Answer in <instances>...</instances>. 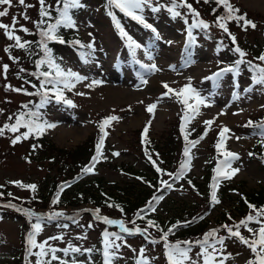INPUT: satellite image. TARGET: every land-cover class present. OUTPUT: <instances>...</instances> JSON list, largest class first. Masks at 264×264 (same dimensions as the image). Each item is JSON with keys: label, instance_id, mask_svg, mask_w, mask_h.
<instances>
[{"label": "rangeland", "instance_id": "1", "mask_svg": "<svg viewBox=\"0 0 264 264\" xmlns=\"http://www.w3.org/2000/svg\"><path fill=\"white\" fill-rule=\"evenodd\" d=\"M101 1L88 0L86 7L80 9L75 18L78 29L85 36V39L88 42L94 39L96 47L94 62L85 64L79 54H76L72 48L65 45L57 47L67 67L87 76L89 79L78 83L66 95V98L71 99L77 107L69 108L63 104H59L58 108L50 104L46 106V109L51 113L50 123H55L56 127L46 130L44 134L49 141L53 142L58 148L66 149L67 152L85 143L92 136L96 138L100 134L98 123L103 119L100 113H104L105 116L115 115L120 119L111 122V126L107 127L108 135L102 148L103 155L96 163L93 172L83 174L86 176L82 180L73 183L71 187H65L60 195H63L70 188L71 190L88 188L89 185L91 186L93 179L99 176L131 190V194H126L130 197L138 193L143 187L142 182L134 178L131 171L128 169L126 171L122 167L125 164L132 165L134 170H139L147 166L140 154L142 151L140 152L141 149L137 142V131L147 126L151 120L150 135L158 142H164L168 131L175 126V116L180 111L183 113V105L178 103L175 96L160 99L162 94L167 91L163 84L167 83L172 89L179 90L189 83L188 78L191 77L192 87L196 88L202 96L209 97L210 101L213 102L211 107L201 106L200 115H197L192 121L201 124L205 120L218 118L211 126L212 129L208 131L207 136L191 150V167L187 173L195 178V182L189 184V180L183 177L180 180L171 182L173 184L172 189H167V193L163 195L164 198L154 204L155 211L151 216L152 220L155 218L159 225L162 222L166 223V226L160 228L165 231L172 225L178 224L173 229V234L168 237L169 242L172 243L202 239L204 234L213 228H220L219 235H226L225 230L221 228V225L225 224L222 223L223 214L231 211L237 216L234 222L244 219L251 212V209L248 208V213L240 216L237 210L239 195L243 192L264 187V170L250 158L247 150L258 140L260 141L261 137L253 135L255 130L253 127L244 126L247 119L253 115H258L264 109L262 107L264 106V86L256 85L250 93L243 91L252 83L251 73L245 65H241V73L235 78L232 73H227L218 82L204 79L211 76L215 69L217 72L219 67L229 66L227 64L232 65L235 60L239 59V56L231 50L232 48L229 47L222 36V29L213 25L208 31L212 39L197 34L198 29H193V34L197 35L195 36L196 42L186 51L188 25L184 23V17L188 19V24L193 21L192 15L188 13L186 8L178 9L183 16L175 19L172 18L166 8H161L157 13L151 12L149 8L145 9L143 15L147 22L156 29L159 39L151 29L143 27L131 18L124 15L118 18L125 31L142 46L136 52V59L145 64L155 63L157 68L160 69L151 73L144 72L139 65L133 63L132 57L112 20L106 19L103 13L98 11L97 5ZM234 1L252 12V16H255L260 23L257 30L237 31V35L246 37L253 45H257V48L262 49L264 47V34L261 25L264 21V0ZM26 4H31L33 7L24 8L16 0H13L12 6L8 9V15L0 18V22L11 24L12 18L15 16L19 21L16 25V35L21 36L22 40L29 41L34 37H39L36 34L37 30L33 21L39 20L40 6L38 0H26ZM153 4L168 5L169 0H153ZM3 7L6 6H0V9ZM25 12L30 19H23L22 13ZM200 18L212 24L208 20L210 15L200 13ZM20 25L27 27L29 33L19 31ZM89 33L92 35L89 36ZM218 40L223 41V44L227 46L226 49L218 48ZM10 45L12 47L6 52L5 48ZM145 49L151 52L153 60L146 58ZM24 52V49L14 47V41L8 40L4 30L0 29V109L3 110L0 112V126L14 122V115L20 111H25L22 105L29 104L30 99L32 100L31 95L11 91L6 89L5 85H11L14 88L23 87L28 92L37 91L36 88L31 86L32 84H36L37 88L39 87V80L36 76L30 75V73L37 71L35 64L30 60V56L25 55ZM35 52H37V48ZM10 55L19 59L14 62L9 58ZM188 56L194 61L193 63H185ZM256 57L258 56L251 57L247 54L244 59L258 63ZM4 64L9 65L6 79L2 69ZM173 66H175V70H173ZM21 68L25 71L21 72ZM137 72H144L145 79L148 81L146 85L140 84V80L136 75ZM92 79L102 80L103 83L88 88L86 85ZM234 82H238L239 89L234 87ZM234 91L241 93V99L233 101L232 93ZM78 92L85 95H76ZM34 99L38 98L34 97ZM158 100L159 103L154 110V115H152L147 111V106ZM222 110L226 114L218 115ZM9 116H13V121L8 120ZM221 125L231 129L228 135L233 138L228 139L226 142L231 144L232 152L240 155V160L233 163V167H239L240 171L232 179L220 180H224L221 182L224 184L231 181V186L238 190H232L230 194L232 199L218 198L220 203L212 206L210 204V187H208L207 180H204V178L211 159L212 151L209 144L214 135H218ZM24 131H26L24 128H21L18 133L6 131L4 136H0V184L5 185L2 192L4 195L0 197V204L11 201L18 206L31 208L37 213L64 212V218L44 224L43 231L36 238L38 242L47 240L52 236H63L62 240H48V243L58 249L67 247L69 243L83 248L95 246L99 249L102 247V233L107 228L108 231L118 232L123 237V241H117L122 243V247L120 249L121 258L115 264H136L139 258L138 250L142 247L146 249L145 256L148 257L149 264H168L164 254V242L160 240L162 235L160 230L149 228L146 234L123 233L120 232L118 226L105 225L102 221L95 220L92 210L99 208L102 216L111 219H122L126 227L129 228L135 226L147 227V222H141L136 214L122 213L115 206L102 208L87 202H79V204L73 206H63L60 204L61 202L53 205L52 200L59 186L66 182V171L62 165L71 164L72 159L66 157V160L62 161L61 158H58V162H52L50 158H43L40 150L43 145L39 143V137L36 136H29L26 140L21 139L20 142L13 145L11 140L14 136L20 135ZM234 137H240V139L237 140ZM34 145L38 147L34 148ZM115 152L120 154L118 156L113 155ZM9 181L35 184L37 190L33 193L31 190L18 187L9 183ZM55 182L59 184L57 189ZM48 184L49 186H47ZM48 189L50 191L56 189V192L52 195L49 193L50 196L45 197L47 198L45 201L41 195L42 191L46 195ZM8 193L12 195L9 196ZM128 196L126 197L128 198ZM33 197L35 198L33 199ZM143 209L144 212L147 210L145 204ZM0 210H4L3 216H0V264H12L13 258L20 253L24 258L23 264H27L25 259L27 255L26 235L30 231L29 221L22 213L12 208L0 207ZM189 213H193L192 216L194 217L187 216ZM67 217H73L78 222L74 223L73 220L67 219ZM174 218L180 219L172 223ZM193 218H196L195 223ZM132 220L136 221L135 226L131 223ZM187 221L193 222L188 224ZM204 222L208 224L205 231L191 236L180 235L185 226ZM234 222H227V224L231 225ZM89 223L93 225L91 228L88 227ZM58 224H67L68 227L61 228L57 226ZM259 226L255 222L249 224V227L253 229H258ZM240 231L245 237L251 235L243 227ZM85 236L86 238H82ZM152 239L160 242L153 244L150 242ZM225 244V255L231 253V257L225 261V264H246V261L252 258L250 249L240 243L238 239L226 240ZM133 249L137 251L134 252ZM34 251L36 250L34 249ZM198 251L199 248L194 247L190 255L195 258ZM56 255L67 260L69 264H71L73 258L82 262L88 260L87 255L70 253L68 256H64L62 252H57ZM49 258L46 257L45 259ZM28 259L32 260L34 264L36 257L32 256ZM92 260L94 264H102L101 254L94 252ZM52 264H59V262L52 261Z\"/></svg>", "mask_w": 264, "mask_h": 264}, {"label": "snow or ice", "instance_id": "2", "mask_svg": "<svg viewBox=\"0 0 264 264\" xmlns=\"http://www.w3.org/2000/svg\"><path fill=\"white\" fill-rule=\"evenodd\" d=\"M16 2L24 8L33 7V5L31 4H26V0H16ZM196 2L199 3L200 0H196ZM203 2L207 4L210 3V0H203ZM38 3L40 6V19L38 21H33L37 30L36 34L39 36V39L37 41L33 42L22 40L21 36L16 35V25L19 23V21L15 16L12 18L11 24L0 22V29L4 30V34L8 40L14 41V47L29 50L32 48L33 44H35L36 48L39 49V52L29 53L30 55L39 56V58L34 61L37 71L30 73V75L36 76L37 80H39L38 88L36 84L31 85L33 88H36L37 91L28 92L27 89L23 87L14 88L11 85H5L6 89H9L11 91L17 93L23 92L25 95H35L39 97V102L33 104V108L35 110L29 109V105L24 104L22 105V108L27 109V111L18 112L14 115V122L5 123L3 124V126H0V136H4L6 131L11 133H18L20 132L21 128L26 129V131L20 133V135L14 136V138L11 140V143L13 145L20 142L21 139L26 140L29 138V136L39 137L43 135L46 130L55 128L56 124L44 120L42 118V113L39 110L45 108L53 101L56 104H63L69 108L77 107V105L71 99L66 98L65 90L71 91L76 87L78 83L89 79L87 76L81 75L80 73L73 71L71 68L62 67L61 63L58 62L57 58L54 56L52 48L49 47V43H68L73 47H78V49H80L79 56L82 62L85 64L92 63L95 60L96 47L94 39L91 42L84 44L79 39L66 41L60 34L61 29L78 30V25L76 19L74 18V13L76 10L86 7V4L83 2V0H55L54 6L47 3V0H38ZM215 3L217 5V8L222 7L224 9V14L216 16L214 25L217 28L222 29V31L228 35L232 44L235 45V47L231 50L234 53L238 54L239 59L235 60L232 65L221 68L211 76L205 77L204 79L218 82L227 73H232L233 76H239L241 73V65H245L248 71L251 73L250 78L252 83L248 88L243 89V91L245 93H250L253 90V87H255L256 85L264 86V53L255 58L256 60L260 61V63H253L252 60H245L244 58L247 56V53L242 50L237 44L236 36L229 31L228 23L231 21H235L238 26H240L244 31H247L249 27L251 29H256L257 24L247 17V13L240 14V9L235 7L230 2V0H215ZM12 4L13 0H0V6H6L0 9V18L8 15V9L12 6ZM169 5H154L153 0H106V14L111 18L115 28L118 30V34L124 41L125 46L127 47L132 57L133 63L139 65L140 69L144 70V72L151 73L159 71L160 69L157 68L155 63L145 64L136 59V52L142 46L137 43L133 39V37L128 34L127 31H125V28L117 18V10L124 16L131 18L132 20L141 24L143 27L151 29L153 33H156V29L152 26V24L147 22L143 15L146 8H149L153 13L159 12L161 8H166V10L174 19L176 17L183 16V14L178 11V9L186 8L188 10V13H190L193 17V21L191 24H188V19L184 17V23L188 25V39L185 46L186 51L196 42V38L193 35V29H200L201 31L207 33L212 27V24L200 18V13L193 7L191 3L188 2V0H169ZM217 8H214L212 10L213 14L216 13ZM53 13H55V15H53ZM22 15L24 20L30 19L26 12L22 13ZM19 31L29 33V29L27 27H24L23 25H20ZM91 35L92 34L89 33V36ZM156 37L157 39H159L158 33H156ZM10 47H12V45H10L8 48H5V51H9ZM222 47H226V45L223 44V41L218 44V48ZM144 51L146 58L148 60H153V55L151 54V52L148 49H145ZM9 58L14 62L19 59L18 57H13L11 55ZM193 62L194 61L191 60L190 56L186 57V64H190ZM97 66L99 67L98 64ZM2 69L6 79L9 65H2ZM173 70H175V66H173ZM20 71L23 72L25 71V69L21 68ZM144 72H137L136 75L140 80V84L146 85L148 81L145 79ZM188 80L189 83L179 90H174L169 87L167 83H164L163 87L167 89V91L164 92L160 98H171V96H175L178 103L183 105V115L181 116L180 131L185 141V147L183 150L184 159L181 160L179 169L176 173H167V175H169L173 180H180L186 174V172L190 170L192 159L191 150L195 148L200 143V141L205 138V136H207L208 131L211 130V126L218 118L214 117L213 119L205 120V132L198 139L189 140V135L191 133L186 131L187 125L193 119H195L197 115H200L201 106L211 107L213 106V102L210 101L209 97L202 96L196 88L192 87L191 77H189ZM26 83H28V81H26ZM102 83V80L92 79L91 82L86 86L88 88H92ZM234 87L236 89H239L238 82H234ZM76 95L85 94L78 92L76 93ZM232 98L233 101L241 99V93L239 91H234L232 93ZM158 103L159 100L155 103L149 104L147 106V111L150 114L154 115V110L157 108ZM2 111L3 110L0 109V112ZM224 114L226 113L224 110H222L218 115ZM119 119L120 117L118 116L109 115L103 118L98 123L100 136L96 145V154L92 157L91 163L82 169V174L93 172L96 163L103 155L102 148L104 145V141L108 135L106 128L111 126V122L118 121ZM8 120L13 121V116H9ZM150 124L151 120L143 129L142 143L149 142L147 133L149 131ZM245 126L253 127L255 129L253 135H259L261 137L259 143L262 147H264V121L257 123L249 120L247 125ZM230 132L231 129H229L227 126L221 125L217 142L214 145L217 151V163L216 167L213 169L215 175L213 177V183L211 185L210 204L212 206L220 203V200L217 196V188L220 183V179H232L240 171L239 167H233V163L240 160V155L236 152L228 150L226 146V141L230 138H233L228 135V133ZM234 138L237 140L240 139V137ZM33 147L35 148L38 146L34 145ZM119 154V152L113 153V155L116 156H118ZM145 155H147L148 159L152 161L154 166H156V161L152 160V156L147 151V149H145ZM248 155L252 156L254 155V153L250 152L248 153ZM261 159H264V157H261ZM156 171L158 173H163L164 170L156 166ZM9 183L15 184L16 186L21 188L29 189L33 193L37 190V186L35 184H24L22 181H9ZM160 183L163 188L172 189L173 187L172 183H169L165 180H161ZM188 183L191 184V180H189ZM69 186L70 184L68 182H64L59 186V189L52 200L53 205H56L60 202V193L64 190L65 187ZM2 187L4 186L0 185V188ZM159 190L160 189H158V191ZM3 195L4 194L0 192V197H2ZM8 195L11 196L12 194L8 193ZM34 198L35 197H33V199ZM163 198V195H153L152 200L148 202V208L151 211H155L154 202L158 203ZM245 203H248L247 200H245ZM108 206H115L119 208V205L109 204ZM0 207L12 208L17 212L22 213L29 221L30 231H28L26 235L27 255L25 259L27 264H33V261L28 259V257L32 256L36 257L34 264H52V261H58L59 264H69L67 260H64L61 257L57 256V252H62L64 256H68L70 253H72L87 255L88 257L87 262H82L77 260L76 258H73L71 260V264H94V261L92 260V254L94 252H99L101 254L102 264H115V262L121 258L120 249L122 247V243H118L117 241H123V237L118 232H110L106 228L102 233V247L99 249L95 248V246L91 248H83L82 246H74L71 243H69L68 246L63 249H58L51 246L48 243V240H62L63 236H52L42 242H38L36 238L43 231V226L45 223H51L53 221H58L59 219L64 218V212L51 211L49 213H37L31 208L18 206L11 201L6 204H0ZM248 207L251 209V212L244 219H241L239 222H234L231 225L227 223L221 225V228L225 230L226 235H219L221 229L213 228L205 233L202 239H197L195 241H176L175 243L169 242L168 237L170 234H173V229H175L178 224L172 225L165 231L163 229H160L159 225L154 220L149 219L147 221V227L145 228L135 226L136 221L132 220L131 223L135 227L129 228L126 227L125 222L122 219H111L107 216H102L100 214L99 208L92 210V214L95 220L102 221L105 225L118 226L120 232L123 233L146 234L148 233L149 228H157L162 233L160 240L164 242V254L168 264H225V261L231 257V253L225 255V241L232 238L238 239L240 243L250 249L252 258L247 260L246 264H264V208H257L255 205H252L250 203H248ZM120 211L123 212V209L120 208ZM143 212L144 209H141L138 213H136L137 218L143 219V216L141 215ZM200 218L202 219L203 217ZM67 219L73 220L74 223L78 222L73 217H67ZM193 219L195 220L196 218ZM228 219L231 220L232 217L229 216ZM192 222L193 221H187L186 223L190 224ZM253 222L260 225L258 229L249 227V224ZM57 226L61 228L68 227L67 224H58ZM92 226L93 225L91 223L88 224L89 228H91ZM241 227L246 229L251 235L249 237H245L244 235H242L240 231ZM82 238H86V236ZM146 238L148 237L146 236ZM150 242L156 244L160 241L152 239ZM194 247L199 248V251L195 254V258L190 255ZM34 249L36 251H34ZM133 251L135 252L137 250L133 249ZM145 252L146 249L143 247L138 250L139 258L137 259L136 264H149V259L147 256H145ZM46 257L50 258L45 259Z\"/></svg>", "mask_w": 264, "mask_h": 264}, {"label": "trees", "instance_id": "3", "mask_svg": "<svg viewBox=\"0 0 264 264\" xmlns=\"http://www.w3.org/2000/svg\"><path fill=\"white\" fill-rule=\"evenodd\" d=\"M88 0H83V2H87ZM189 3L193 5V7L199 12V13H206L210 15V18L208 20L211 21L212 25H214V21L216 19V16L224 14V9L222 7L217 8V5L215 3V0H210V3L205 4L203 0H200L199 3L196 2V0H188ZM230 2L237 8L240 9V14L247 13V17L251 20H253L257 24V28L260 25V23L256 20L255 16H252V12L248 11L247 9L243 8L239 4H237L234 0H230ZM47 3L55 5V0H47ZM106 0H102L100 2V8L103 12H106L105 8ZM169 5V4H168ZM217 8V11L215 14H213V9ZM77 14V10L74 13V18ZM122 14V13H121ZM120 12L117 10L116 15L117 17L121 15ZM55 15V13H53ZM107 15V14H106ZM40 19V17H39ZM242 23V22H241ZM264 21L263 25L261 27L263 28L264 32ZM228 28L231 33H233L237 41L240 42V46L243 47L242 49L245 50L247 54L252 56H259L262 53H264V48H257V45H253L252 42L244 36H237V31H244L235 21H231L228 23ZM256 28V30H257ZM255 29L248 28L247 31H254ZM60 34L63 36V38L66 41H73L75 39H79L82 43H85V38L82 36V34L78 30H72V29H61ZM39 39L34 37L33 39H30L29 41H37ZM60 43L56 42H50L49 47L52 48L54 56L57 58V61L61 63L62 67L65 68V65L63 63V59L61 58V55L57 49V46ZM66 46H71L70 44L66 43L63 44ZM60 47V46H58ZM78 48V47H76ZM36 45L33 44L32 48L29 50H25L24 54L30 56V60L34 61L39 58L38 55H30V52H35ZM80 49H78V52ZM37 52H39V49H37ZM42 55V53H41ZM260 63V61H258ZM35 64V63H34ZM46 70V69H41ZM34 92V91H33ZM67 91L65 90V96L67 95ZM32 100L30 99L29 102V109L35 110L33 108V104H36L39 102V97L35 95H31ZM34 97L38 99H34ZM54 102V101H53ZM27 111V109H25ZM42 113V118L44 120L49 121L47 118L46 112L43 109L39 110ZM102 116V114H100ZM181 113H178L175 116V126L174 128H171L168 131L167 137L165 138L164 142H158L157 139H155L153 136L150 135V127L149 131L147 133L148 143H142V133L143 128H140L139 131H137V137H138V144L140 146V152L142 151L141 156L143 157V160L147 163V166L143 169L134 170L132 165H126L122 166L124 170L131 171L134 178L138 179L142 182L143 187L142 189L133 195V197H130L126 194H131V190H128L126 188H123L118 185L116 182H110L107 181L104 177L99 176L95 177L92 181L91 186L89 185L88 188L82 189V190H71V188L66 191L63 195H60V204L63 206H73L79 204V202H88L91 203L97 207H108L109 204L113 205H119V211L120 208L123 209L122 213H134L136 214L137 211L143 209V205L145 204V208L147 209L145 212H143L141 215L143 216V219H141V222L145 223L149 219L152 220L151 214L153 213L148 208V202L152 200L153 195L160 196L165 195L167 193V188H163L161 186L160 181L165 180L169 183L175 182L167 173H176L179 169V165L181 160L184 159L183 157V150L185 147V141L183 138V135L180 131V125H181ZM254 121V122H261L264 121V109L258 113V115H253L247 121L244 123V126L247 125L248 121ZM212 129V127H211ZM205 130V125H194V124H188L186 127V131L190 132L189 140H196L198 139L202 133ZM98 137L94 138L93 136L89 138L85 143L80 144L77 148L67 151L66 149L58 148L53 142L49 141L47 137L43 134L39 136V143L43 145L41 150V154L43 158H50V160L53 162H58L61 158L62 161L66 160V157H70L72 159V163L68 165H62L64 170L66 171V177L65 181L69 182L70 184H73L74 181L79 180L82 178L83 174L81 172L82 167L87 166L88 162L92 161L93 153L96 149V145L98 142ZM218 135H216L210 142V150L211 152V159L209 162V167L207 170V174L204 178V180H207V185L210 187L209 191L211 194V185L213 183V177L215 175L213 169L216 167L217 163V151L214 147V145L217 142ZM227 149L232 151V147L230 143H226ZM145 149L151 154L152 160L156 161V166L163 169V173H158L156 171V166L153 165L152 161L148 159V156L145 155ZM248 152L254 153V155L250 156V158L258 163L260 167L264 170V159H261V157H264V147L261 146L259 142L255 143L251 147L248 148ZM158 154V155H157ZM65 158V159H63ZM222 158V157H220ZM128 169V170H127ZM186 180H191V182H195V178L191 177L190 173L183 176ZM182 179V178H181ZM50 184V182H49ZM49 184L47 186H49ZM56 189L58 187V183L55 182ZM1 185V184H0ZM5 186V185H3ZM71 187V186H70ZM5 188H0V192H3ZM56 189L53 191H47V194L45 195L42 191V197L43 200H47L48 196L52 195L56 192ZM158 189H160L158 191ZM238 190L231 186V181L224 183H220L217 188V196L219 199L222 198H229L232 199V196L230 195L232 190ZM50 193V195H48ZM128 196V198L126 197ZM47 197V198H45ZM238 200V207L237 210L239 211L240 216H244L248 210V203L255 205L257 208H264V187H261L260 189H253L249 192H243L239 195ZM245 200H247L248 203H245ZM154 204H156L154 202ZM1 214H4L3 211ZM193 213L187 214V216H192ZM231 216L232 219L229 220L228 217ZM194 217V216H192ZM236 215L231 213V211H227L223 214L222 223H230L234 222L236 219ZM180 218H174L172 220V223L174 221L177 222V220ZM154 221L158 224L156 219L154 218ZM183 221V220H182ZM181 221V222H182ZM195 223V222H194ZM191 224L188 226H185L182 229V232L180 235L184 236H191L193 234H198L200 232H203L207 229L208 224L202 223V224ZM159 225V224H158ZM184 225V224H183ZM162 226H166L165 222L160 223L159 227L162 228ZM183 236V237H184ZM12 264H23V257L22 254H19L17 257L13 258Z\"/></svg>", "mask_w": 264, "mask_h": 264}, {"label": "water", "instance_id": "4", "mask_svg": "<svg viewBox=\"0 0 264 264\" xmlns=\"http://www.w3.org/2000/svg\"><path fill=\"white\" fill-rule=\"evenodd\" d=\"M225 37L230 41V43H232L228 36H225Z\"/></svg>", "mask_w": 264, "mask_h": 264}]
</instances>
